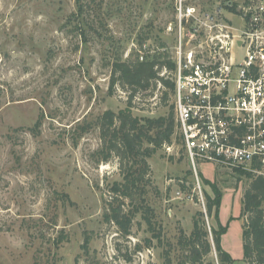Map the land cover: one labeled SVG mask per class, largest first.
Wrapping results in <instances>:
<instances>
[{
  "label": "rangeland",
  "instance_id": "rangeland-1",
  "mask_svg": "<svg viewBox=\"0 0 264 264\" xmlns=\"http://www.w3.org/2000/svg\"><path fill=\"white\" fill-rule=\"evenodd\" d=\"M81 1L87 11L78 27L77 18L70 19L78 0H0V264H166L169 245L177 264L179 239L191 234L198 212L205 213L208 230L217 227L207 216L205 195L214 193L206 181L223 193V247L234 264H246L241 208L248 179L201 165V194L178 132L170 150L148 159L142 184L163 243L154 239L146 247L152 233L141 213L128 237L104 222L110 187L123 175L118 158L101 162L98 124L106 111L126 109L130 95L121 86L110 94L112 64L116 57L135 62L155 55L174 62L176 0ZM252 1L189 3L203 12L221 8L238 25ZM133 105L135 116H166L174 93L158 83ZM38 121L39 130L31 131ZM206 263L218 264L216 254Z\"/></svg>",
  "mask_w": 264,
  "mask_h": 264
},
{
  "label": "built area",
  "instance_id": "built-area-1",
  "mask_svg": "<svg viewBox=\"0 0 264 264\" xmlns=\"http://www.w3.org/2000/svg\"><path fill=\"white\" fill-rule=\"evenodd\" d=\"M176 19V69L160 75L175 84L177 131L200 193L201 165L257 164L264 177V0L250 2L238 25L221 8L203 12L189 0H176Z\"/></svg>",
  "mask_w": 264,
  "mask_h": 264
},
{
  "label": "trees",
  "instance_id": "trees-1",
  "mask_svg": "<svg viewBox=\"0 0 264 264\" xmlns=\"http://www.w3.org/2000/svg\"><path fill=\"white\" fill-rule=\"evenodd\" d=\"M78 12L70 19L77 18L84 22L87 6L78 0ZM83 19V20H82ZM81 23L78 24V27ZM80 35L85 38L87 32L80 29ZM162 69L173 73L176 64L162 55L135 62L123 61L116 57L112 64L110 81V94L116 86L130 90L128 106L126 109L115 113L106 111L99 120L101 131L102 149L99 152L101 162L109 163L112 158H118L122 182H115L110 187L111 200L107 202L104 222L114 224L122 236L132 235V227L136 216L142 214V218L148 226V232L152 238L146 240V247L154 246L153 240L157 239L159 245L163 243L162 228L156 226L151 208L144 199L145 189L142 184L148 176L150 165L148 159L153 157L164 147L171 146L175 139L177 124L175 120V107L171 106L166 116L158 118H143L133 113V101L139 93L151 90L158 83L162 84L170 92L174 93L175 84L172 79L162 77ZM165 100L168 93H165ZM41 122L38 121L31 131L39 130ZM181 143V138H177ZM258 168L257 164L253 165ZM245 176L248 187L245 190L242 201L241 216L243 224V259L246 264H264V177L253 172L235 170ZM214 193V196L205 195L207 216L214 217L217 227L208 230L206 227L205 213L198 212L193 220V230L189 236L183 234L178 242L181 257L177 264H207L211 254H216L218 264H234L235 260L225 250L222 238L228 231V226H223L220 220L223 193L215 184L206 181ZM184 189L185 186H182ZM129 200L133 204L131 209H126L125 203ZM88 243V242H87ZM162 247V246H161ZM166 251V264H173L171 254L175 250L169 245ZM137 251H142L143 246L137 245Z\"/></svg>",
  "mask_w": 264,
  "mask_h": 264
},
{
  "label": "crops",
  "instance_id": "crops-1",
  "mask_svg": "<svg viewBox=\"0 0 264 264\" xmlns=\"http://www.w3.org/2000/svg\"><path fill=\"white\" fill-rule=\"evenodd\" d=\"M225 235H226V234H225ZM225 235H224V236H225ZM224 236H223V237H224ZM222 240H223V238H222Z\"/></svg>",
  "mask_w": 264,
  "mask_h": 264
}]
</instances>
